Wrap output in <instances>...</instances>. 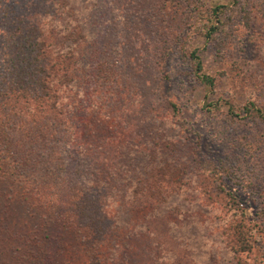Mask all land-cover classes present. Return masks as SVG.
<instances>
[{
	"label": "trees",
	"instance_id": "trees-1",
	"mask_svg": "<svg viewBox=\"0 0 264 264\" xmlns=\"http://www.w3.org/2000/svg\"><path fill=\"white\" fill-rule=\"evenodd\" d=\"M186 4L185 42L199 36L224 46L256 18L264 25V0ZM87 8V0H0V214L12 201L34 208L43 225L70 233L81 264H192L175 231L182 215L167 219L163 206L169 193L190 185L182 175L198 158L183 148L184 129L138 131L135 82L123 73L115 42H100L91 30ZM188 59L203 88L214 91L216 78L202 71L199 49L191 47ZM261 89L233 114L246 125H264ZM170 107L175 115L176 103ZM208 170L198 190L223 210L216 221L222 249L231 264H264V188L249 218L217 168ZM23 237L29 247L17 263L40 264L41 236Z\"/></svg>",
	"mask_w": 264,
	"mask_h": 264
},
{
	"label": "rangeland",
	"instance_id": "rangeland-1",
	"mask_svg": "<svg viewBox=\"0 0 264 264\" xmlns=\"http://www.w3.org/2000/svg\"><path fill=\"white\" fill-rule=\"evenodd\" d=\"M87 1L96 27L91 30L100 42H115L120 67L129 83L135 82L138 94L133 95L135 110L131 115L140 126L138 131L150 134L158 128L157 134H167L173 125L177 132L184 129L187 135L183 148L198 158L195 169L189 165L190 169L183 171L182 182L190 185L166 196L163 210L170 216L167 219L182 215L175 231L185 239L182 245L190 247L192 264H231L217 236L220 228L216 221L223 210L205 203L198 183L208 168L215 166L225 190L236 196L249 218H254L261 205L264 125L257 121L246 125L247 120L233 114L263 91L264 25L256 18L249 28L242 27L230 36L224 46L204 44L196 35L187 36L185 42V30L190 31L186 0ZM199 1L205 9L227 2ZM191 47L199 49L202 71L216 78L212 92H207L192 74L188 59ZM171 101L177 105L175 115L170 111ZM8 227L12 231L7 236ZM16 228L21 233L12 235ZM171 231L174 235L173 226ZM23 235L41 236L40 264H81L85 260L67 230L43 225L38 211L12 201L0 214V264H18L17 258L29 247ZM9 238L11 246L7 245Z\"/></svg>",
	"mask_w": 264,
	"mask_h": 264
}]
</instances>
